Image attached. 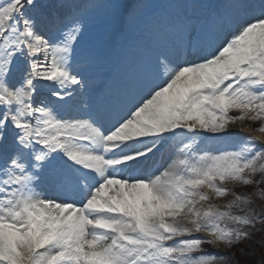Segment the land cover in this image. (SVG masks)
<instances>
[{
  "label": "snow or ice",
  "instance_id": "6c2138e0",
  "mask_svg": "<svg viewBox=\"0 0 264 264\" xmlns=\"http://www.w3.org/2000/svg\"><path fill=\"white\" fill-rule=\"evenodd\" d=\"M139 7L0 0V264L264 249V0H171L167 42L113 94L100 70Z\"/></svg>",
  "mask_w": 264,
  "mask_h": 264
},
{
  "label": "rangeland",
  "instance_id": "374dc122",
  "mask_svg": "<svg viewBox=\"0 0 264 264\" xmlns=\"http://www.w3.org/2000/svg\"><path fill=\"white\" fill-rule=\"evenodd\" d=\"M85 2L105 3L110 2V0H85ZM124 2H128L130 5L131 3H137V0H124ZM139 4L140 7L137 10L135 18L114 43L109 53L108 60L100 70L101 79H103V81H117L118 75L125 71L122 68H114V65L117 61V55L122 54L123 51H128L130 46L143 47L146 53L150 49L167 42L168 37L158 21L166 17L171 11V0H139ZM108 28L109 20L107 13L102 9L98 10L92 20L93 35H102ZM141 58L137 60L138 63H140ZM260 240L261 236L257 234L254 238V242H249L245 246L246 250L249 252L247 259L251 256L262 258L264 249L261 247Z\"/></svg>",
  "mask_w": 264,
  "mask_h": 264
},
{
  "label": "bare ground",
  "instance_id": "6f19581e",
  "mask_svg": "<svg viewBox=\"0 0 264 264\" xmlns=\"http://www.w3.org/2000/svg\"><path fill=\"white\" fill-rule=\"evenodd\" d=\"M144 53L145 50H143V47L130 46L128 51H123L122 54L117 55V64H115V68H122L125 70L118 75L119 93L131 86L139 70L140 63H138L137 60L143 57ZM101 80L100 78L98 83H100ZM111 85L109 81L108 83H103L102 87L104 90L114 93V88Z\"/></svg>",
  "mask_w": 264,
  "mask_h": 264
},
{
  "label": "trees",
  "instance_id": "16d2710c",
  "mask_svg": "<svg viewBox=\"0 0 264 264\" xmlns=\"http://www.w3.org/2000/svg\"><path fill=\"white\" fill-rule=\"evenodd\" d=\"M250 264H261V261L264 260V253L262 258H257L256 256H251L249 259Z\"/></svg>",
  "mask_w": 264,
  "mask_h": 264
}]
</instances>
